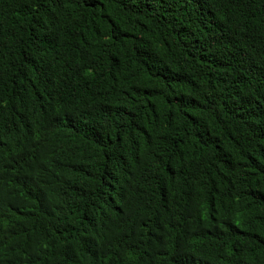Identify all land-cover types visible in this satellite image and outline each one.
Listing matches in <instances>:
<instances>
[{
  "label": "trees",
  "instance_id": "1",
  "mask_svg": "<svg viewBox=\"0 0 264 264\" xmlns=\"http://www.w3.org/2000/svg\"><path fill=\"white\" fill-rule=\"evenodd\" d=\"M0 264H264V0H0Z\"/></svg>",
  "mask_w": 264,
  "mask_h": 264
}]
</instances>
